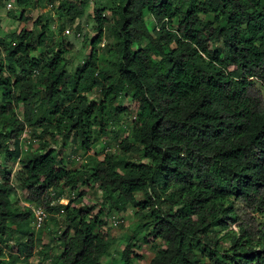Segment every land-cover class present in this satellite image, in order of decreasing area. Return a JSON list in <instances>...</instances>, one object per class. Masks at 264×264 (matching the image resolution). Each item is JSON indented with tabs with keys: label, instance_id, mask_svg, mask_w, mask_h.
Returning <instances> with one entry per match:
<instances>
[{
	"label": "trees",
	"instance_id": "trees-1",
	"mask_svg": "<svg viewBox=\"0 0 264 264\" xmlns=\"http://www.w3.org/2000/svg\"><path fill=\"white\" fill-rule=\"evenodd\" d=\"M12 2L19 21H30L23 8L51 3L71 23L91 0ZM91 3L95 35L72 72L44 24L0 37V155L18 164L15 187L0 161V264H31L40 246L32 206L43 209V226L61 218L58 252L39 250L47 264H137L142 244L153 250L146 264H264V0ZM105 26L113 59L99 67ZM91 91L98 99L88 100ZM122 99L135 113L126 127ZM116 125L129 133L118 139ZM54 132L61 144L71 133L84 153L110 132L115 148L102 141L101 158L65 168L45 140ZM15 188L29 205L11 201ZM89 190L105 204L89 205ZM126 206L137 222L117 261L105 263V216Z\"/></svg>",
	"mask_w": 264,
	"mask_h": 264
},
{
	"label": "rangeland",
	"instance_id": "rangeland-1",
	"mask_svg": "<svg viewBox=\"0 0 264 264\" xmlns=\"http://www.w3.org/2000/svg\"><path fill=\"white\" fill-rule=\"evenodd\" d=\"M92 2V0H91ZM89 2V4L85 7L83 14L75 18L73 22H69L63 15L58 14L57 10L47 4L42 7L37 6H28L23 8V15L30 18L29 22H22L18 20V14L20 13V8L16 7L12 0L5 1L0 6V37H6L9 34L17 33L21 29L31 30V31H39V27L41 25H45L48 37H51V41L55 44H59L63 49V57L67 63L66 69L69 72H72L76 66L80 65L83 57L89 51V42L91 38L95 35V25L92 21L93 15V3ZM9 4V6H8ZM14 14V16H13ZM108 15V14H107ZM109 17V15H108ZM39 20L40 24H34L33 22ZM7 39V37L5 38ZM112 41L109 36L108 28L105 26L104 28V36L100 43L98 44V58H99V67L105 65L107 61L113 59V56L106 52V48L109 46L108 44ZM51 42H48L44 47H42V53L44 54V50L51 48ZM217 45L220 43L217 42ZM40 50V49H39ZM32 55H38L37 50L32 52ZM258 88L260 89L261 96L264 99V83H257ZM88 100H96L98 99L97 92L91 91L86 94ZM122 105L130 106L131 112L129 114H121V125L122 127H126L130 122V119L133 118L134 110L132 103L128 99H122L120 101ZM16 113L20 116V106L16 108ZM119 125H116L113 128L116 133H118V139L128 134L127 128H119ZM129 127V126H128ZM32 130L29 126L25 125V130L21 133L18 138V148L24 147L27 145V140L31 137ZM30 136V137H29ZM71 133L69 137L66 139L65 144H61L62 135L54 132L53 135L46 134L45 140L49 142L51 147H54L57 155L61 157L62 166L65 168H76L84 162L88 160V156H96L101 158L104 154L102 151V141L107 140L109 150L112 151L115 148L116 141H113L112 135L109 132L106 137L101 139L100 141L95 142L92 147L84 153L83 150L74 149L75 144H73ZM105 139V140H104ZM35 144V143H34ZM12 143L8 142L9 149L12 148ZM36 147L34 146H31ZM23 151V149H22ZM0 161H2L4 168L7 173L10 175L11 184L13 182V176L15 171L18 169L17 158L15 156L6 157L3 154L0 155ZM94 185V184H93ZM16 187V185L14 184ZM15 195H10L11 201H16L17 205H29L23 200V196L25 192L18 188H15ZM85 200L89 205L93 204H105L104 199L100 195V193H92L91 190L87 191L85 196ZM136 198L141 199L142 194L136 193ZM59 203L65 204L67 203V199L62 197L59 199ZM81 204V203H80ZM34 208V206H32ZM57 220V221H56ZM106 224L104 229H107L109 233V240L111 243L109 249V255L105 259V263H115L119 257V251L122 249L127 236L131 234V228L137 222V218L132 214L130 208L126 206L125 210L115 213L109 212L105 216ZM61 218L59 215L55 214V222L52 223L50 216H46L45 223L43 227H37L32 221L31 224V232L33 234L34 239L40 241V246L36 247L33 251L32 256L28 259L31 264H47V260H41L42 253L39 250L44 245H48L51 247L53 253L58 252L59 244L57 239L55 238L56 231L60 229ZM233 228V226H232ZM13 240L8 237H4L1 246L4 251L8 252L10 246L12 245ZM136 253L141 255L140 261L137 264H146L149 259L153 255V250L149 248L148 245L142 244L140 245V249L136 250Z\"/></svg>",
	"mask_w": 264,
	"mask_h": 264
},
{
	"label": "built area",
	"instance_id": "built-area-1",
	"mask_svg": "<svg viewBox=\"0 0 264 264\" xmlns=\"http://www.w3.org/2000/svg\"><path fill=\"white\" fill-rule=\"evenodd\" d=\"M49 6H51V3L48 4ZM9 6V4H8ZM33 221H34V224L37 226V227H40L43 223V220H44V217H45V213L43 211V209L41 207H34L33 209Z\"/></svg>",
	"mask_w": 264,
	"mask_h": 264
}]
</instances>
